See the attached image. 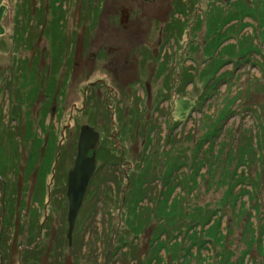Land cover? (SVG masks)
Wrapping results in <instances>:
<instances>
[{
    "label": "rangeland",
    "instance_id": "rangeland-1",
    "mask_svg": "<svg viewBox=\"0 0 264 264\" xmlns=\"http://www.w3.org/2000/svg\"><path fill=\"white\" fill-rule=\"evenodd\" d=\"M19 1L0 8V264H178L163 246L154 250L156 224L130 235L136 252L121 243L127 196L138 194L137 209L159 204L161 224L158 201L176 208L171 235L190 264H264V58L237 67L217 51L224 38L221 52L264 51V0H28V13ZM243 2L252 14L230 17ZM55 14L64 15L60 30ZM124 29L147 34H111ZM85 31L91 42L56 59L57 37L71 49L68 33ZM112 88L121 97L108 100ZM86 124L100 133L99 168L70 245L68 171ZM235 172L246 182H233ZM210 212V224L201 222ZM214 222L224 241L202 245Z\"/></svg>",
    "mask_w": 264,
    "mask_h": 264
},
{
    "label": "trees",
    "instance_id": "trees-1",
    "mask_svg": "<svg viewBox=\"0 0 264 264\" xmlns=\"http://www.w3.org/2000/svg\"><path fill=\"white\" fill-rule=\"evenodd\" d=\"M242 1V0H241ZM57 2H58V0H56V3H55V1H54V3L53 4H57ZM264 5V4H263ZM23 6H25L24 4H23ZM250 5H248V4H245L244 2H243V4H242V8H239L237 11H236V14H238L237 16L236 15H232V16H230V17H232V18H236V17H249L252 13L251 12H249L248 11V9L250 8L249 7ZM255 6H256V4H255ZM57 8V7H56ZM258 8H260L262 11L264 10V8H261L260 6H258ZM23 11V10H22ZM258 14V13H257ZM259 15V14H258ZM64 16V15H63ZM62 15H59V14H55V15H53V17H52V21L51 22H53L54 24H55V26H56V29L57 30H60V28H61V22H63V21H61V20H64V17H63ZM222 16V14H220L218 17H216L215 18V20H219L220 18H222L221 17ZM232 18H227V19H232ZM232 20H235V19H232ZM241 21H242V25H241V29H245V28H247L248 26L244 23L243 24V20L242 19H240ZM22 22V21H21ZM28 22V21H27ZM23 30H24V32H27V30H28V25H26L24 28H22ZM20 28H18L17 29V34L18 35H21L20 34ZM242 33V32H241ZM241 33H240V35H241ZM225 37V36H224ZM59 37H57V39H58ZM245 38V37H244ZM24 38H23V36H22V40H23ZM24 40H26V39H24ZM227 39L226 38H224L223 40H221V41H219V43H218V45H217V51H218V56L219 57H222L224 60H226V61H229V62H235L236 64H237V67L240 65L239 64V62H242V60H243V58H244V60L243 61H246V62H248L247 60L249 59H251L253 62H258L259 64H260V61H257L256 59H255V55H257V56H262L263 58H264V51H261V50H258V51H256V52H247V53H243V51H240V50H237L236 49V47L235 48H233V47H231V48H229V49H227V50H225V52H221V50L219 51V48H220V46H221V44L224 42V41H226ZM254 40H256V39H254ZM238 44H241V41H238L237 42ZM237 43H235V44H237ZM55 47L54 48H57L58 47V44L57 45H54ZM235 46H237V45H235ZM242 49V48H241ZM56 51H57V49H55ZM216 51V52H217ZM58 53H56V55H55V57H57L58 58V56H57V54L59 55V56H61L62 54H60L59 52L60 51H57ZM249 55H251V56H253V57H248ZM236 57L237 59H235L234 57ZM246 57H248V58H246ZM264 60V59H263ZM215 61V60H214ZM219 64V63H218ZM217 64V65H218ZM221 66H223L224 65V63H221L220 64ZM220 68V67H219ZM20 77V76H19ZM20 79V78H19ZM6 89H8L9 90V88H6ZM229 112H230V110H229ZM239 159V166H247L248 164H249V161H248V159H245L244 158V156H241V157H239L238 158ZM104 164L106 163L105 161L103 162ZM224 173H226V172H223V174ZM145 176L146 177H148L146 174H145ZM239 176V177H238ZM231 177H232V181L234 182H236L237 184H243L244 182H246V178H247V175L246 174H240V173H237V172H235V177H233L232 176V173H231ZM170 183V181L168 182V184ZM134 188L136 189L135 191H138L139 193H143V195L146 197V196H148V194H146V190L144 189V187H140V185L139 184H137V183H135V185H134ZM145 190V191H144ZM139 195V194H138ZM133 196V198H131L132 196H127V199H126V204H125V209L127 208V210L130 212L129 213V216H128V221H127V223H128V231L130 232V233H128V232H125V234L123 235V238H122V240H121V243H123V245H125V246H128V247H130V249L134 252V250H135V252L137 251V248H136V246L134 247V245H133V242L130 244L129 242H128V239H130L129 237H130V235H135V241H136V239H138V238H140L141 237V235H142V233H143V230L145 229V227L146 226H149V225H151V224H156L157 225V229H156V231L160 234V237L158 238V237H156V241H155V243L153 244V245H155V248H154V250H157V249H159L161 246H163L162 248H166L167 250H168V254H170L171 256H173L174 258H175V261L176 262H178L180 259V261L178 262V264H183V263H185V264H190V262H189V258H190V256H191V254H189V256L187 257V256H185V257H183L184 255H182V253L184 252V250H185V247H182V245L178 242V241H176V239H175V236L173 235H171V229H170V227H171V222L170 221H172V224L174 225V221H173V217H175V215L174 216H172L171 217V215H173V213H175L176 212V208H174L173 210H171V207L173 206V205H169L168 204V202H169V200L167 199L168 198V195H166L165 197V199H167L168 200V202H165L164 204L162 203V202H160V201H158L159 203H161L162 205H163V208H162V211L160 210V213L162 214V218L164 219V223H162L161 224V221L158 219V218H156L157 216L155 215L156 213H157V211H159V204L157 205L158 206V208H157V210H155V211H152L153 209L152 208H149V209H144V208H139V209H137V206L136 205H138V204H140L139 202H141L140 201V199H138L139 198V196ZM141 196V195H140ZM233 197V200L235 199V200H237V198H236V196H232ZM163 201V200H162ZM174 203V202H173ZM229 203V202H228ZM177 204V203H176ZM227 205V202H225V206ZM161 206V205H160ZM179 206V205H178ZM152 211V212H151ZM154 213V214H153ZM213 212H210V216H207V215H204V217L201 219V222H205L206 224L208 223V224H210V222L212 221V218H213ZM151 215H153V216H151ZM172 218V219H171ZM176 221V220H175ZM248 223V222H247ZM246 223V224H247ZM220 226H221V223H216V222H214V224H213V228L211 227L210 228V230L213 232L214 231V229H216L217 231L215 232V233H211V237L212 238H210L209 240H202V238L200 239V243L202 244V245H205L206 244V242L207 241H212L211 239H213L214 241H215V244L216 245H219L220 244V242L221 241H224V239H225V234H223L222 233V231L220 230ZM161 231V232H160ZM258 231H260V230H258ZM256 229L254 230V234H256V232H258ZM264 232V231H263ZM139 233V234H138ZM162 235H164V236H167V239H166V241H164V240H161L160 241V238H161V236ZM169 235H171L170 237H169ZM262 236V235H261ZM187 237L188 236H186L185 237V239H187ZM134 239H133V241H134ZM213 242V241H212ZM261 246V245H260ZM154 247V246H153ZM159 247V248H158ZM264 247V246H263ZM262 247V248H263ZM262 248H261V250H262ZM154 250H152L151 252H153ZM158 253V252H157ZM158 255V254H157ZM157 255H152L151 257H153V260H156V259H159V256H157ZM178 259V260H177ZM153 262V261H152ZM157 264H162V262H159V263H157ZM224 264H226V263H224Z\"/></svg>",
    "mask_w": 264,
    "mask_h": 264
},
{
    "label": "water",
    "instance_id": "water-1",
    "mask_svg": "<svg viewBox=\"0 0 264 264\" xmlns=\"http://www.w3.org/2000/svg\"><path fill=\"white\" fill-rule=\"evenodd\" d=\"M145 2L151 0H143ZM100 133L94 127L84 125L81 128L75 164L68 173L67 198L69 201L67 239L72 244L79 214L85 204L88 190L98 171L97 150ZM92 153V154H91Z\"/></svg>",
    "mask_w": 264,
    "mask_h": 264
},
{
    "label": "flooded vegetation",
    "instance_id": "flooded-vegetation-1",
    "mask_svg": "<svg viewBox=\"0 0 264 264\" xmlns=\"http://www.w3.org/2000/svg\"><path fill=\"white\" fill-rule=\"evenodd\" d=\"M6 0H0V8H1V6L3 5V4H1V2H5ZM155 1H157V0H151V1H148V2H145V1H143V0H140V2L144 5V4H150V3H153V2H155ZM190 1V4H191V2H193V1H199V0H189ZM220 1H222V2H225L226 0H220ZM230 1V0H229ZM233 1V0H232ZM9 2L10 1H8V3H7V6L5 5V7H8L9 8V6L11 5V4H9ZM177 4H183V0H177ZM9 4V5H8ZM23 4L25 5V6H23ZM188 4V3H187ZM19 9H20V11H22V12H24V13H28V11H27V9L28 8H26L25 9V7H28V0H26V1H24V0H20L19 1ZM22 7H23V9H22ZM129 9V10H128ZM128 9H124V8H122V11H121V24L122 25H124L125 27V29H127V25L129 24V22H130V18H131V10H130V8H129V5H128ZM25 10V11H24ZM181 13H183V12H181ZM176 14H180V13H176ZM184 14V13H183ZM27 22V21H26ZM25 22V25H22V27H25L26 25H27V23ZM19 28V27H18ZM125 29L123 30V31H120V32H116V31H114V32H111V34L112 35H118V36H121V38H124L123 36L124 35H126V34H139V33H145V34H147V31H143V32H138V31H134V30H132V31H129L128 32V30H126L125 31ZM15 33H17V28L15 29ZM87 34H89V36L87 37ZM18 34H16V36H17ZM15 36V37H16ZM30 38V37H29ZM85 38H87V39H90V42L92 41V39H93V32H87V31H85V32H69L68 33V37H67V39H70V41H71V49H68V47L66 46V37L64 36V33H63V36H59V42H58V47H57V49H58V51H60L59 53H61L62 51H64V49L65 48H67L68 50H70L69 52H67V53H63L62 55H66L65 57H63V59H64V62H65V59L67 60L68 58H69V56L71 55V53L73 52V50H75V49H73V46H77V48H76V51H77V53H78V48H79V46L80 45H82V44H84L85 43ZM142 38V37H141ZM81 39H84L83 41L81 40ZM86 39V40H87ZM27 40V39H26ZM70 41H67V43L69 44V42ZM142 42H143V44L145 45V50L144 51H146V49L148 48V47H146V45H148L147 44V42H145V41H141V43L140 44H142ZM121 47H117L116 49H115V53H119L120 51H121ZM80 50V49H79ZM112 51V49L110 50V52ZM143 51V50H142ZM142 53V52H141ZM123 54V53H122ZM144 54V53H143ZM143 54H140L139 55V57L142 55V59H144L143 58ZM96 53H92L91 54V58H95L96 59ZM61 58V56L60 57H58V58H56V59H60ZM63 62V63H64ZM81 63L82 62H80V60L79 59H75V61L73 62V64H72V67H76V66H79V65H81ZM86 64L88 65V64H90L89 62H86ZM62 66H63V64H62ZM77 69V68H76ZM132 81H135V80H132ZM104 84V87L105 86H107V84L105 83V81L103 82ZM140 83V82H139ZM141 84V83H140ZM91 85H95V83H92ZM94 87V86H93ZM97 92H98V95H97V97L98 96H102L101 94H102V91H101V89H97ZM121 95L122 94H120L119 93V91H117L116 89H114V88H112L110 91H109V93L107 94V97H108V100L110 99V98H114V99H117V98H119V97H121ZM87 125V124H86ZM90 126V125H89ZM92 127V126H91ZM80 131H81V129H80ZM80 131H79V135H78V141H79V136H80ZM65 138H66V132H65V130H64V138H63V141H65ZM64 144H63V142L61 143V145L60 146H63ZM117 146V145H116ZM77 147H78V143H77ZM92 154V153H91ZM99 168V167H98ZM68 173H69V171H68ZM53 182V181H52Z\"/></svg>",
    "mask_w": 264,
    "mask_h": 264
}]
</instances>
